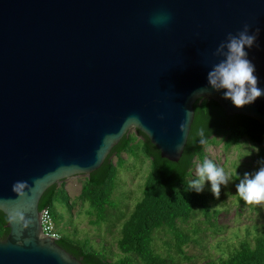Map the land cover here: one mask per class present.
<instances>
[{"label": "water", "instance_id": "obj_1", "mask_svg": "<svg viewBox=\"0 0 264 264\" xmlns=\"http://www.w3.org/2000/svg\"><path fill=\"white\" fill-rule=\"evenodd\" d=\"M246 23L260 29L249 58L264 88V0H0V264H87L43 231L40 202L131 128L176 162L199 99L264 125V97L236 108L207 86L216 48Z\"/></svg>", "mask_w": 264, "mask_h": 264}, {"label": "trees", "instance_id": "obj_2", "mask_svg": "<svg viewBox=\"0 0 264 264\" xmlns=\"http://www.w3.org/2000/svg\"><path fill=\"white\" fill-rule=\"evenodd\" d=\"M195 119L189 134L187 145L179 161L162 157L160 150L141 130L132 135H125L113 148L102 166L86 177L81 189V198L89 202L90 213L105 214L113 206V194L119 167L125 160L119 156L126 151L134 156L142 153L151 160V170L146 178L143 197L139 200L129 217L122 224V234L118 246L122 251L115 260H111L105 248L93 247L89 240H80L63 233L58 243L87 264H176L171 258L157 253L154 246V232L163 227L170 228L176 238L179 254H186L185 246L192 237L178 225L177 219L190 217L197 209L207 217L211 216V204L208 194L187 191L195 158L202 162L205 158V146L214 141L213 136L226 133L227 145L238 144L248 138L256 144L264 155V125L254 118L242 114H228L214 99H199L194 104ZM203 133V136H201ZM140 136V137H139ZM204 140V143H201ZM72 209L67 190L58 184L51 186L42 196L41 210L49 206L57 219L55 204ZM55 212V213H54ZM105 217V216H104ZM106 220L101 218L99 221ZM8 216L0 210V239L7 237ZM205 264H264V236L256 237L253 244L244 240L227 257L218 261L210 260Z\"/></svg>", "mask_w": 264, "mask_h": 264}, {"label": "rangeland", "instance_id": "obj_3", "mask_svg": "<svg viewBox=\"0 0 264 264\" xmlns=\"http://www.w3.org/2000/svg\"><path fill=\"white\" fill-rule=\"evenodd\" d=\"M134 133L135 128H131L129 135ZM213 138L215 142L205 146L204 159H210L223 167L229 180L226 185L221 186L219 198L211 192L210 184L206 185L204 191L210 198L211 216L207 217L197 209L190 217L177 219V225L192 237V241L185 246L184 255L179 254L174 232L170 228L163 227L154 232L153 246L156 252L173 259L176 264L218 261L221 257L230 255L242 241L249 240L254 244L256 237L264 236V203L246 205L236 193L235 187L244 173H252L257 169V161L264 158V155L246 137L240 143L230 146L226 144V133L214 135ZM119 157L125 163L119 167L113 206L105 214L90 213L89 202L81 198L86 175L75 176L58 184H64L72 209L59 203L54 208L57 211L55 223L62 234L83 241L89 240L93 247L99 249L105 248L111 260L122 253L118 246L122 224L143 197L144 184L151 170V160L142 153L137 156L126 151L120 156L115 153L112 161L117 164ZM200 164L202 160L196 157L190 180L195 178L196 168ZM101 218L106 220L97 222Z\"/></svg>", "mask_w": 264, "mask_h": 264}, {"label": "clouds", "instance_id": "obj_4", "mask_svg": "<svg viewBox=\"0 0 264 264\" xmlns=\"http://www.w3.org/2000/svg\"><path fill=\"white\" fill-rule=\"evenodd\" d=\"M169 20L170 15L162 12L154 15L151 22L160 26L167 24ZM259 34V28L253 32L252 26L247 23L238 33H228L214 53L221 59L213 64L207 73V86L214 92L221 93L222 98L229 100L236 108H244L264 97V88L259 86L256 65L249 58V50L259 46ZM183 129L182 124L181 132ZM201 143H204V140H201ZM257 165L254 172L244 173L243 178L240 177L239 183L235 185L236 193L246 205L264 203V158L258 160ZM228 180L229 176L223 167L210 159H204L202 164L197 166L195 178L188 183L187 191L201 194L206 185L210 184L211 192L219 198L221 186L226 185ZM26 187L27 181H17L13 184V191L23 196Z\"/></svg>", "mask_w": 264, "mask_h": 264}, {"label": "built area", "instance_id": "obj_5", "mask_svg": "<svg viewBox=\"0 0 264 264\" xmlns=\"http://www.w3.org/2000/svg\"><path fill=\"white\" fill-rule=\"evenodd\" d=\"M42 228L47 235H51L57 239L62 236V233L56 226L53 212L49 206L45 207L42 212Z\"/></svg>", "mask_w": 264, "mask_h": 264}]
</instances>
